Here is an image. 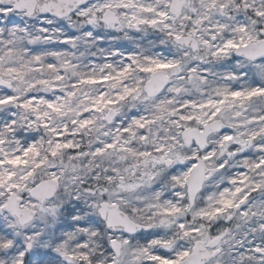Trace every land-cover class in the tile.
<instances>
[{"label": "snow or ice", "instance_id": "snow-or-ice-1", "mask_svg": "<svg viewBox=\"0 0 264 264\" xmlns=\"http://www.w3.org/2000/svg\"><path fill=\"white\" fill-rule=\"evenodd\" d=\"M0 264H264V0H0Z\"/></svg>", "mask_w": 264, "mask_h": 264}]
</instances>
